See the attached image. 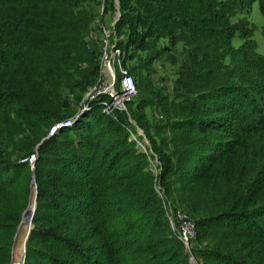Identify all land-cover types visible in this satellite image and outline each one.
I'll return each instance as SVG.
<instances>
[{"label":"trees","instance_id":"obj_1","mask_svg":"<svg viewBox=\"0 0 264 264\" xmlns=\"http://www.w3.org/2000/svg\"><path fill=\"white\" fill-rule=\"evenodd\" d=\"M254 1L118 0L111 40L123 65L135 57L139 94L155 60L175 67L169 95L156 101L165 116L153 122L129 104L148 153L129 139L121 110H102L104 94L47 136L75 114L70 96L99 75V19L114 0H0V264L11 261L31 168L37 195L23 264H191L167 200L209 242L194 249L198 264H264V54L240 15ZM35 150L31 167L23 158Z\"/></svg>","mask_w":264,"mask_h":264},{"label":"rangeland","instance_id":"obj_2","mask_svg":"<svg viewBox=\"0 0 264 264\" xmlns=\"http://www.w3.org/2000/svg\"><path fill=\"white\" fill-rule=\"evenodd\" d=\"M117 12H118V5L116 3V0H114V9H113L112 14H109L107 12L103 13L101 9V13L103 14L101 15V18L99 19V26L101 27V30L104 26L110 31L111 33L110 38H112L114 34V32H112L111 27L113 26L114 18L116 17ZM240 15H244V16L246 15L249 21L252 23L254 27L253 37L255 38L256 43H257V51L264 54V12L260 10L258 1L255 0L252 3V5L250 6L249 12H246V13L241 12ZM236 17L237 16H235L234 18ZM96 37H97V33H95L94 31L91 33L89 40H93ZM162 40L165 41V39H162ZM239 41L240 39L236 38L234 42L238 43ZM130 48H132V44L127 48V50H129ZM140 52L143 53L144 51L140 48ZM124 54L125 53L123 52V55ZM135 60L136 59L133 56L126 57L124 59V66L128 69L129 72H131L134 75L135 80L136 79L138 80L137 70H135V64H136ZM152 67L154 68V71L149 75L148 82H147L148 86H145V91L144 92L142 91L143 93L139 94V89H137V87L135 86L136 93L134 97L129 101L130 103L128 104L125 103L126 107L121 110L123 114L127 116L129 123H131V125L133 126V128L129 129V132H128L129 139H132L135 142V144L139 147V149H141L142 151L148 152V153L151 152L149 138L145 134V132L142 130V128L137 124V121L134 120L133 117H131V114H130L131 109H129V104H131L134 107L133 110H135L136 112L144 113V115L147 118H150L153 122L161 118L162 115L165 116L163 113L161 114L159 105L156 104L157 97L169 95L171 91L172 82L175 77V73H174L175 67L170 62L164 59L155 60L152 63ZM102 80H104V78L100 77V75H97V78L94 80V82L91 83L89 87H87V89H85L82 92L80 98L77 101L74 100L72 96H70L69 98L70 102H69L68 107L72 110L73 113L77 109L82 108L83 106H85V108L82 109L83 111L88 110V108L86 107L88 105H91L92 101H94L100 96V94L99 95L96 94V90H98L100 86L102 85L101 84ZM143 101L147 102L148 105L142 106ZM137 103L141 104V106L137 105ZM140 129L142 130V133L139 134V132H141ZM142 139L143 140L145 139L147 141V144L145 147L146 150L144 147H142L139 144V141H141ZM148 160H149V165L153 173L156 176L159 172L158 158L156 155H151L150 157H148ZM155 188L157 192L161 195L162 189L157 179H155ZM165 203L166 205L171 206V208H173L174 210L182 209L177 203L173 204L170 202V200L165 201ZM208 245H209V242L207 239H199L196 236V238L193 240L192 245H191V250H192L193 260H194L193 264H198L197 259L199 258L194 255V249L197 247L198 248L207 247ZM188 258H189V255H188Z\"/></svg>","mask_w":264,"mask_h":264},{"label":"built area","instance_id":"obj_3","mask_svg":"<svg viewBox=\"0 0 264 264\" xmlns=\"http://www.w3.org/2000/svg\"><path fill=\"white\" fill-rule=\"evenodd\" d=\"M100 38L99 75L103 77L104 80H102L100 88L96 90V94L105 95V97L100 100L102 110L105 113L113 114L116 110H122L126 107L125 103L135 95L136 87L133 75L122 64V50L111 40L110 31L104 26ZM117 73L119 74L118 78L116 75ZM90 107L91 105H88L86 108L90 109ZM83 108H85V106L77 109L74 115L51 124L48 128L47 136L55 134L65 126L72 125L76 117L83 111ZM140 131L139 134L142 133L141 129ZM139 144L145 148L147 141L142 139L139 141ZM36 155L37 153L35 150L23 159H27L32 167ZM164 208L171 227L183 244L185 253L189 256H193L191 245L197 235L194 219L185 210H174L171 206L166 205L165 202Z\"/></svg>","mask_w":264,"mask_h":264},{"label":"water","instance_id":"obj_4","mask_svg":"<svg viewBox=\"0 0 264 264\" xmlns=\"http://www.w3.org/2000/svg\"><path fill=\"white\" fill-rule=\"evenodd\" d=\"M116 3L118 5V0H116ZM119 14H120V12H119V7H118V12L116 14V17L114 18V21L118 18ZM31 170H32V173H31V180H30V192H29L28 204H27V206L24 208V210L22 212L21 220H20L19 224L17 225L16 231H15V235H14V237H15L17 232H18L19 225H20L21 221L24 218V215L29 213L30 227L27 230L26 239H27L29 231H30V229H31V227L33 225L32 217H33L34 209H35V206H36V195H37L36 177H35V173L33 171V168H31ZM32 196H33V204L30 205L29 202H30V198ZM13 241H14V238H13ZM25 250H26V240H25L23 251H22L21 257H20V259L18 261V264H23L24 259H25ZM11 254H12L11 261L8 264H12V261H13V244H12V252H11ZM189 261H190V263L193 264V261H194L193 260V256H189Z\"/></svg>","mask_w":264,"mask_h":264},{"label":"bare ground","instance_id":"obj_5","mask_svg":"<svg viewBox=\"0 0 264 264\" xmlns=\"http://www.w3.org/2000/svg\"><path fill=\"white\" fill-rule=\"evenodd\" d=\"M30 205L33 204V196L30 198V202H29ZM28 215V213H27ZM26 214L24 215V218L25 216H27ZM24 220V219H23ZM24 224V223H23ZM22 224V225H23ZM21 225V224H20ZM21 225V226H22ZM21 226H19L20 228L18 229V232L16 234V237H15V241H14V247H13V261H12V264H18V261L21 257V254H22V251H23V247H24V244L22 246V240L24 238V236H26V233H27V230L28 228L30 227V222H29V216H28V219H27V222H26V225H25V228L23 229L22 233H21V236H20V239H19V251H18V254H16L15 252V248H16V244H17V240L19 238V235H20V229H21Z\"/></svg>","mask_w":264,"mask_h":264}]
</instances>
